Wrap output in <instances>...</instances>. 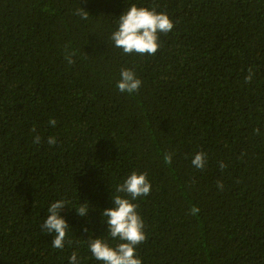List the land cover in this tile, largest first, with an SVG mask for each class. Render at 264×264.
Wrapping results in <instances>:
<instances>
[{
	"label": "trees",
	"instance_id": "1",
	"mask_svg": "<svg viewBox=\"0 0 264 264\" xmlns=\"http://www.w3.org/2000/svg\"><path fill=\"white\" fill-rule=\"evenodd\" d=\"M132 4L174 23L155 55L111 40ZM133 171L142 264H264V0H0V264H102L88 241L120 242L101 212ZM58 199L63 249L41 229Z\"/></svg>",
	"mask_w": 264,
	"mask_h": 264
},
{
	"label": "clouds",
	"instance_id": "2",
	"mask_svg": "<svg viewBox=\"0 0 264 264\" xmlns=\"http://www.w3.org/2000/svg\"><path fill=\"white\" fill-rule=\"evenodd\" d=\"M77 14L82 19H87L89 14L81 7ZM118 28L111 34L114 46L123 50L125 54L137 53L139 55H155L160 48L159 34L169 33L174 28L173 21L164 12H157L155 8L138 7L132 4L118 17ZM73 63L71 59L68 61ZM253 70L248 69L245 76V83L251 82ZM142 81L137 78L135 72L129 68H122L120 79L116 87L121 93L132 94L138 92ZM53 127L56 125L54 119L49 120ZM34 131V130H33ZM258 132V129H254ZM40 136L35 135L33 143H40ZM47 143L54 145L55 137H48ZM166 163H171V154L164 156ZM192 165L197 169H204L206 165V155L204 152H197L191 160ZM221 169L227 167L223 162L220 163ZM217 187L223 189V183L218 181ZM151 184L147 179L146 173L133 171L123 183L116 186V194L111 197L114 207L106 208L101 212V217H106L107 232L113 240L120 242L111 246L106 239L93 238L88 241V247L92 256L102 262V264H142L140 257L136 255L137 246L144 243L147 236L144 231V221L136 211L137 204L132 202L139 197L150 194ZM125 194L124 196L120 195ZM67 206V201L58 199L52 202L47 209L46 219L41 224V229L45 233L54 236L52 246L56 249H63L67 240L69 225L59 214ZM68 207V206H67ZM75 212L84 217L89 204L80 203ZM193 211L198 212V209ZM87 231V229H85ZM71 243V241H68ZM70 264H78L77 253L74 251L69 257Z\"/></svg>",
	"mask_w": 264,
	"mask_h": 264
}]
</instances>
